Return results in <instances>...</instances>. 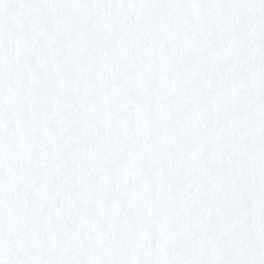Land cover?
Here are the masks:
<instances>
[{
  "label": "snow or ice",
  "instance_id": "obj_1",
  "mask_svg": "<svg viewBox=\"0 0 264 264\" xmlns=\"http://www.w3.org/2000/svg\"><path fill=\"white\" fill-rule=\"evenodd\" d=\"M0 264H264V0H0Z\"/></svg>",
  "mask_w": 264,
  "mask_h": 264
}]
</instances>
